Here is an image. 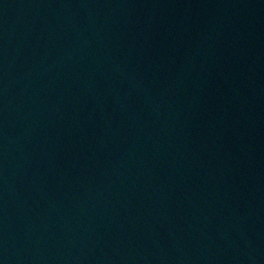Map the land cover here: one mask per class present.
Here are the masks:
<instances>
[{
    "label": "water",
    "instance_id": "1",
    "mask_svg": "<svg viewBox=\"0 0 264 264\" xmlns=\"http://www.w3.org/2000/svg\"><path fill=\"white\" fill-rule=\"evenodd\" d=\"M0 264H264V0H0Z\"/></svg>",
    "mask_w": 264,
    "mask_h": 264
}]
</instances>
